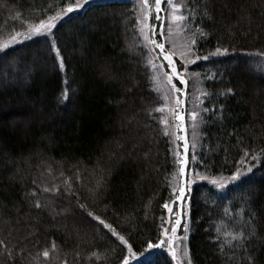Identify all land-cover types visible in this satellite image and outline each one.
Returning a JSON list of instances; mask_svg holds the SVG:
<instances>
[{"label":"trees","instance_id":"16d2710c","mask_svg":"<svg viewBox=\"0 0 264 264\" xmlns=\"http://www.w3.org/2000/svg\"><path fill=\"white\" fill-rule=\"evenodd\" d=\"M72 2L0 0V42ZM184 13L209 56L191 66L204 98L187 153L188 262L264 264V0H186ZM137 30L131 1L98 0L46 39L0 48V264H122L126 247L95 215L137 256L168 230L177 154ZM246 54L257 76L230 65ZM249 166L224 190L211 183ZM168 247L139 264H175Z\"/></svg>","mask_w":264,"mask_h":264},{"label":"rangeland","instance_id":"374dc122","mask_svg":"<svg viewBox=\"0 0 264 264\" xmlns=\"http://www.w3.org/2000/svg\"><path fill=\"white\" fill-rule=\"evenodd\" d=\"M95 1H98V0H91V2H95ZM129 1L132 2L137 12V27H138L137 31L138 32L135 35L136 37L135 41H137L138 45H140L144 49L148 62L151 60L153 63L164 65V67L159 72L155 70L154 77H157V79H154L152 83V87H153L154 93H156L157 96L159 95L162 96L161 98L163 99L162 100L163 106L161 105V108L163 110L165 117L171 118L170 119L171 129L169 132H171V138L174 142L175 152L177 154V164L179 168L180 167L179 159L185 158V151H184L185 140L187 141L188 145H190L197 138L198 128L200 125V118H201L200 109H201V104L204 98L203 97L204 91L200 87L199 76L193 70H191V66L193 65V63L184 65V61L180 58L179 55L174 56V60L177 65V70L183 73L187 81V84L181 85L174 78L173 83H176V86L181 88V92L175 93L174 91L168 90L170 86H165L163 84V81L165 79V77L163 76V73L170 72V68L167 67V62L163 61L162 57L158 56L159 49L153 50L150 44H147V45L145 44L143 40V35L140 32V28L143 26L142 17L144 15L141 10V0H129ZM76 2L77 0H73L71 5L75 6ZM173 3L180 6L175 10L174 14L185 16L184 10H186V0H173ZM147 7L149 9H152L153 13L147 16L146 23L149 27H151L152 25H155V29L157 32L161 30L164 31L165 37L167 38L165 41L166 48L171 49L172 44H175V51L177 53L184 50L189 45V42L192 40L190 34L187 32L185 21L184 20L175 21L172 19L173 10L171 6L167 4L166 0H162L161 7L165 9V11H162L161 13H159V15L161 16V20L159 21L154 19L155 0H148ZM45 21L47 22V20ZM161 24H163V29H161ZM38 25L39 23L30 27L27 31L24 30L18 35H14L12 37L5 39L4 41H1L0 48H4L10 44L14 45L16 43H19L20 41L25 40L26 37L29 36L30 32L35 31ZM154 38L157 39L158 42H161L162 40H164V38L161 37L160 35H156ZM191 58L194 59V57H191ZM249 58H250L249 54H246V57L245 56L244 57L242 56L233 57L230 61V65L231 66L240 65V64L244 65V69L246 70L247 74L257 76L256 72L253 70V67H252L253 60ZM177 97L180 100L179 104L176 103ZM193 111L199 114L198 118L195 121H193L192 116H191V113ZM174 113H178L184 116L182 129L178 127V125L180 124V121L175 118ZM194 124H195V128L193 127ZM107 144H109V142L106 143L104 148L107 147ZM133 152L135 151L129 150V153L134 156L135 153ZM187 153H188V150H187ZM186 158L188 159V156H186ZM189 168L190 166L188 163V165L186 166L185 176L183 177L180 176L179 171H178L177 177L174 181V186L176 190L175 192H177V195L179 194L178 189L181 185H184L186 187V191H185V194H186L187 190L194 183V178L192 177ZM183 198L180 201L175 200L176 199L175 198L174 199L175 202H172V204L170 203L169 205V207L172 208L173 211L171 213L168 211V215L170 216L168 236L171 237V241L170 243H166V244H168L169 246L168 251L172 256H173V250L176 253V258L175 259L173 258L175 264H189L188 254H187V250H188L187 230L188 229L184 227V225L188 224L187 223L188 217H187V210L184 206L185 198L184 200ZM177 218H180L181 223L180 225L176 226L177 227L176 232L172 233L171 227L175 224V220ZM163 238L164 237L160 238L156 243H159V241Z\"/></svg>","mask_w":264,"mask_h":264},{"label":"snow or ice","instance_id":"6c2138e0","mask_svg":"<svg viewBox=\"0 0 264 264\" xmlns=\"http://www.w3.org/2000/svg\"><path fill=\"white\" fill-rule=\"evenodd\" d=\"M90 2L91 0H77L75 6L69 5L65 9L64 16L82 10V8L86 7ZM166 2L168 5L171 6L173 10V17H172L173 20L182 21V20L187 19L183 15L174 14L175 10L180 6L173 3V0H166ZM161 4H162V0H155L154 19L157 21L161 20V16L159 15V13H161L162 11H165V9L161 7ZM147 5H148V0H141V10L144 15L142 17L143 26L140 28V32L143 35V40L145 44L146 45L150 44L153 50L159 49L158 56L162 57L163 61L167 62V67L170 68V72L163 73V76L165 77L163 84L165 86H170V88H168L169 91L180 93L181 88L177 87L176 83H173V79L175 78L176 81L181 85L187 84V81L183 73L177 70V65L174 60V56L179 55L180 58L184 61V65L195 63L196 61L200 59L207 60L209 59V56L201 57L199 55H196L195 51L193 50V46L196 44V40L194 38L189 42V45L184 50L180 51L179 53L175 51V44H172L171 49L166 48L165 41L167 38L165 37L164 31L161 30L157 32L155 29V25H152L151 27H149L146 23L147 16L153 13V10L149 9ZM64 16H61L58 14L56 16H50L47 22L44 20H41L39 25L36 27L35 31L30 32L27 39H35L37 36H42L46 39L49 35L54 33L55 29L58 27V23L62 22V20L64 19ZM161 29H163V24H161ZM156 35H160L161 37L164 38V40H162L161 42H158L157 39L154 38ZM201 35H203L202 32H201ZM5 51H6V48H5ZM228 51H229L228 48L221 49L220 47H217L215 49V52L211 53L210 55H224V54H227ZM191 57H194V59H192ZM149 63L151 64L152 69L157 70V72H159L164 67L163 64L153 63L151 60L149 61ZM154 79H157V77H154ZM176 103L177 104L180 103V100L178 97L176 98ZM204 111H208V109H204ZM198 115L199 114L195 111L191 113L193 121H195L198 118ZM174 116L177 120L180 121V124L178 125V127L182 129L184 116L178 113H174ZM164 123L167 124V121H164ZM193 127L195 128V124L193 125ZM188 147L189 145L187 141L185 140V143H184L185 158L179 159V165H180L179 174L182 177L185 176L186 166L189 163L188 159L186 158ZM248 154L249 153L246 150L244 153V156L246 157ZM256 158L257 157L255 156L253 157V159H256ZM242 160H243V157H242ZM250 171H251V166L247 167L246 170L243 172L239 168H237L236 172H234L230 177H226L221 181L213 180L211 181V183H213V185L216 186L218 189L224 190L228 186V184L236 183L243 176L247 175V173ZM185 191H186V187L184 185H181L178 189L179 194L176 196L177 201H180L184 197ZM37 207H39V204L37 205ZM163 207L167 209L170 213L173 211V209L170 208L167 203H165ZM89 215L92 216V213H89ZM93 219L97 221L99 225L102 226L104 229L108 230V232L113 237H115L116 240L119 241L121 245L126 247L127 254L124 255L122 264H133V261H135V264H139V262L143 259V257L150 255L153 250L160 248L164 246L166 243H170L171 241V237L168 236V230H165L163 233L164 238L161 239L159 243L154 244L151 241H148L147 246L144 248L143 252H141L140 255L137 256L133 253V244L132 242H130L129 237H126L125 235L121 234V232L118 231L117 228L114 227L112 223H106L103 219H101L99 215L93 216ZM180 223H181L180 218H177L175 220V224L171 227L172 233L176 232L177 230L176 226L180 225ZM184 227L187 228V225H184ZM225 235H229V234L226 233ZM231 237L232 238H231V241H229V243H232V241H240L245 238L243 232H240L238 234H231ZM43 255L45 257H48L49 255L48 251H45ZM130 256L132 257V260L129 259ZM173 258L174 259L176 258V253L174 250H173Z\"/></svg>","mask_w":264,"mask_h":264}]
</instances>
